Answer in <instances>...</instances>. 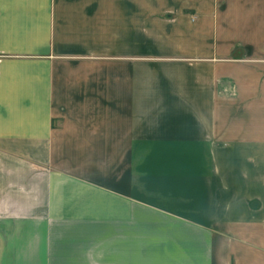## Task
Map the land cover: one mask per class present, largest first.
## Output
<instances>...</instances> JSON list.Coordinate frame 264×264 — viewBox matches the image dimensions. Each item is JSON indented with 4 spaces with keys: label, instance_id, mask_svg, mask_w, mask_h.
<instances>
[{
    "label": "crops",
    "instance_id": "1",
    "mask_svg": "<svg viewBox=\"0 0 264 264\" xmlns=\"http://www.w3.org/2000/svg\"><path fill=\"white\" fill-rule=\"evenodd\" d=\"M0 264H264V0H0Z\"/></svg>",
    "mask_w": 264,
    "mask_h": 264
}]
</instances>
